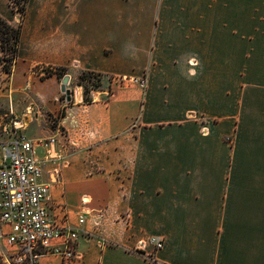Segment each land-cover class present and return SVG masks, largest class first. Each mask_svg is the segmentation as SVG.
<instances>
[{"label":"crops","instance_id":"obj_1","mask_svg":"<svg viewBox=\"0 0 264 264\" xmlns=\"http://www.w3.org/2000/svg\"><path fill=\"white\" fill-rule=\"evenodd\" d=\"M0 15L21 23L0 108L20 116L32 92L65 111L54 154L70 163L41 159L42 180L80 236L73 259L37 264H264V0H29L21 22L0 0ZM60 67L147 83L59 103Z\"/></svg>","mask_w":264,"mask_h":264},{"label":"built area","instance_id":"obj_2","mask_svg":"<svg viewBox=\"0 0 264 264\" xmlns=\"http://www.w3.org/2000/svg\"><path fill=\"white\" fill-rule=\"evenodd\" d=\"M20 13V12H19ZM23 16L20 13V22ZM144 87L146 77L135 78ZM18 121H14L17 129ZM10 142L0 144V240L4 247H12V261L8 264H37L46 253H55L71 260L76 256L79 227L65 224L64 219L52 216L51 182L42 180L43 161L37 156L33 139L14 131ZM82 209L89 203L82 197ZM79 222L85 217L79 215ZM158 249L163 239L151 237Z\"/></svg>","mask_w":264,"mask_h":264},{"label":"rangeland","instance_id":"obj_3","mask_svg":"<svg viewBox=\"0 0 264 264\" xmlns=\"http://www.w3.org/2000/svg\"><path fill=\"white\" fill-rule=\"evenodd\" d=\"M15 4V0L12 1ZM11 41L3 42V47H0V57H8L11 55V51L8 50ZM0 44H2V35L0 34ZM39 70L43 73L42 78L51 74L52 69L47 66L35 67V70ZM68 72V71H67ZM70 72V71H69ZM86 72H75L73 81L68 84V87L72 90L74 86H81L84 97H92V92L97 90H106V96L115 90H139L143 93V87L141 84L135 81L136 77H112L108 75H99L97 77L85 76ZM67 75V74H66ZM8 75L2 71L0 66V87H5L7 82L5 80ZM29 86V85H27ZM30 90V88H29ZM87 90H89L87 92ZM31 94H25L17 104V112L20 116H15L8 110L0 108V144L10 142L15 133L14 131L33 139L36 147H44L37 152V156L40 159L48 157V160L54 162L55 168L59 169L62 166L68 165L70 160L60 157L54 154L56 150L57 137L61 134L65 135L66 128L60 123L62 114L65 113L62 107L57 109V112L48 110L44 107L45 103L40 101L36 96ZM68 95L65 93L58 94L56 102L64 103ZM72 97V96H71ZM143 101V100H142ZM14 121L19 123L14 128ZM21 124V125H20ZM36 148V149H37ZM46 153V154H45ZM57 162V163H56ZM45 166V162H43ZM3 242L0 240V264H8L7 258L12 261V247H4Z\"/></svg>","mask_w":264,"mask_h":264},{"label":"trees","instance_id":"obj_4","mask_svg":"<svg viewBox=\"0 0 264 264\" xmlns=\"http://www.w3.org/2000/svg\"><path fill=\"white\" fill-rule=\"evenodd\" d=\"M28 1L29 0H15L14 6L22 14L23 17L26 13ZM0 34L2 35V44H0V47L4 46L3 42L11 41L8 48V50L11 51V55H8V57L5 58L0 57V66L2 67V71L11 73L21 35V23H19L17 26H14L0 15ZM57 72L60 77H63L67 73V68L60 67L57 69ZM99 75L101 74L94 71H88L85 73V76L83 78L86 79L87 76L97 77ZM88 91L89 90H87V92ZM84 99L86 102H90L92 100L90 96H86L84 97Z\"/></svg>","mask_w":264,"mask_h":264},{"label":"water","instance_id":"obj_5","mask_svg":"<svg viewBox=\"0 0 264 264\" xmlns=\"http://www.w3.org/2000/svg\"><path fill=\"white\" fill-rule=\"evenodd\" d=\"M69 78H70L69 75L64 76L62 86H61V90L63 91V93L67 94L70 97L71 90H70V88H68Z\"/></svg>","mask_w":264,"mask_h":264}]
</instances>
